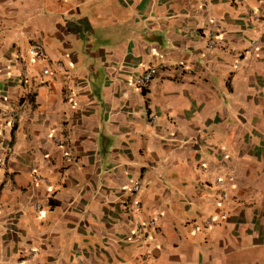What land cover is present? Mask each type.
Wrapping results in <instances>:
<instances>
[{
    "label": "crops",
    "instance_id": "obj_1",
    "mask_svg": "<svg viewBox=\"0 0 264 264\" xmlns=\"http://www.w3.org/2000/svg\"><path fill=\"white\" fill-rule=\"evenodd\" d=\"M0 264H264V0H0Z\"/></svg>",
    "mask_w": 264,
    "mask_h": 264
},
{
    "label": "built area",
    "instance_id": "obj_2",
    "mask_svg": "<svg viewBox=\"0 0 264 264\" xmlns=\"http://www.w3.org/2000/svg\"><path fill=\"white\" fill-rule=\"evenodd\" d=\"M237 1H240V0H237ZM252 12V11H251ZM252 16L253 18L256 20L258 18V15L257 13H253L252 12ZM214 30H209L208 31V37H209V42H208V47L210 49H213L214 47L217 46V42L216 40L214 39ZM252 45H255L256 44V40H252L251 41ZM29 55L31 56V58L33 60H43L46 58V53L44 51V48L43 46L40 44V43H33L30 45L29 47ZM55 68L57 69H62L63 68V63L61 61H54L53 62ZM43 71H48V66H43ZM157 73V70L155 67H149L147 68L145 71H143V73L136 79V85L139 87V88H144L148 82L154 77V75ZM24 75L25 76H28V71H27V68L24 69ZM66 98L67 99H71L70 97V94H66ZM7 114L9 115V122L11 125H13L15 122H16V117H15V114L12 112L11 109H7ZM64 141L61 139V138H55L54 139V144L57 145V146H60V145H63ZM230 179H232V176L229 177ZM34 180L37 181V182H42L44 184H48V180L45 176H43L40 172H36V174L34 175ZM216 184L217 185H221L223 180H222V177L221 176H218L216 177ZM140 182L139 181H135L132 185V190L134 192H138L140 190ZM225 197H226V193L224 191H222L220 193V198L222 200H225ZM44 204H47L46 202V199H41V200H36L34 203H33V207L35 210H40L42 208V206ZM136 206L139 207V204L136 203ZM155 222H156V219L155 218H152L151 220H149L148 222H146L145 224H140L137 226V231L138 232H142L144 228L146 227H153L155 226Z\"/></svg>",
    "mask_w": 264,
    "mask_h": 264
},
{
    "label": "rangeland",
    "instance_id": "obj_3",
    "mask_svg": "<svg viewBox=\"0 0 264 264\" xmlns=\"http://www.w3.org/2000/svg\"><path fill=\"white\" fill-rule=\"evenodd\" d=\"M222 180H223V178H222ZM215 181H216V177H215ZM216 183V182H215ZM222 184H223V182H222ZM222 184L221 185H217V187L219 188L220 186H222ZM222 191H224L223 189H218V191H216L217 193H218V199L221 201L222 199L220 198V193L222 192ZM225 192V191H224Z\"/></svg>",
    "mask_w": 264,
    "mask_h": 264
}]
</instances>
